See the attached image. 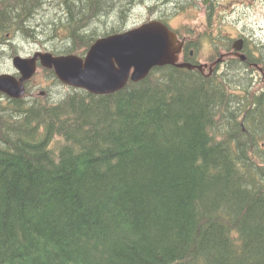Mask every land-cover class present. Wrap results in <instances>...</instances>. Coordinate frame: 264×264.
<instances>
[{"label":"trees","instance_id":"obj_1","mask_svg":"<svg viewBox=\"0 0 264 264\" xmlns=\"http://www.w3.org/2000/svg\"><path fill=\"white\" fill-rule=\"evenodd\" d=\"M147 1L181 4L0 0V45L84 55ZM257 51L246 64L264 69ZM246 71L0 101V264H264V84Z\"/></svg>","mask_w":264,"mask_h":264},{"label":"water","instance_id":"obj_2","mask_svg":"<svg viewBox=\"0 0 264 264\" xmlns=\"http://www.w3.org/2000/svg\"><path fill=\"white\" fill-rule=\"evenodd\" d=\"M180 50L176 36L162 24L153 22L128 34L98 41L85 61L74 56L53 57L49 53H38L31 59L16 57L13 65L22 77L18 81L14 76L0 75V92L12 98L22 97L24 82L36 72L40 58L44 67L54 68L64 84L93 94H110L124 87L131 68H134L132 80L138 81L154 67L176 65ZM113 60L121 62V69L113 67ZM179 67L190 68L186 64Z\"/></svg>","mask_w":264,"mask_h":264},{"label":"rangeland","instance_id":"obj_3","mask_svg":"<svg viewBox=\"0 0 264 264\" xmlns=\"http://www.w3.org/2000/svg\"><path fill=\"white\" fill-rule=\"evenodd\" d=\"M204 1L205 0H180V2L185 3V5H189V9L182 10L180 13L183 14L179 17V19L183 23H189L191 25L199 24L202 21V18L207 15L208 6L210 5V3H206L204 5ZM243 2H245L244 6H232L227 11L220 13L219 17L216 18V22L219 24L220 33H222L224 36H234L236 33H240L246 37V41H248L250 46H258L259 44L262 46L264 44V0H257L254 2V4H250L248 0H244ZM182 3L180 4V7H182ZM132 4L133 8L135 9L131 10L127 19L128 26L134 25L139 21L140 16L143 14L141 8L142 6L148 5V1L145 4H141L142 6H136L139 4L137 2H133ZM191 7L194 9H190ZM159 8L165 10L163 7ZM159 8H156V10L161 11ZM18 43L21 44L20 42ZM36 48H38V46L34 44H27L23 50L24 54L20 55H25V53L35 51ZM4 50L5 53L0 54V71L2 70V72H12L13 68L10 58H8V48H5ZM206 55L207 54H201L202 58ZM230 70L231 67L227 72V76H229ZM245 77L246 74H243L242 79L244 81ZM251 78L252 77L248 76L249 80ZM34 84L36 87L42 85L44 89L48 86L49 93L51 92L50 87L52 82L49 81V78L44 73V71H40L36 75ZM39 91L40 88L38 87L33 93L38 94ZM60 91L64 92V90Z\"/></svg>","mask_w":264,"mask_h":264},{"label":"flooded vegetation","instance_id":"obj_4","mask_svg":"<svg viewBox=\"0 0 264 264\" xmlns=\"http://www.w3.org/2000/svg\"><path fill=\"white\" fill-rule=\"evenodd\" d=\"M227 54H233V52H230V53L228 52Z\"/></svg>","mask_w":264,"mask_h":264},{"label":"bare ground","instance_id":"obj_5","mask_svg":"<svg viewBox=\"0 0 264 264\" xmlns=\"http://www.w3.org/2000/svg\"><path fill=\"white\" fill-rule=\"evenodd\" d=\"M130 25V24H129ZM247 179V178H246ZM252 181V180H251ZM254 186V185H253ZM262 190V189H261ZM254 195V194H253ZM227 206V205H226Z\"/></svg>","mask_w":264,"mask_h":264}]
</instances>
